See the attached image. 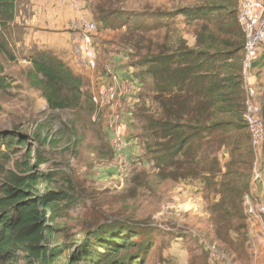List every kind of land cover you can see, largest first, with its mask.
Here are the masks:
<instances>
[{"label": "rangeland", "instance_id": "1", "mask_svg": "<svg viewBox=\"0 0 264 264\" xmlns=\"http://www.w3.org/2000/svg\"><path fill=\"white\" fill-rule=\"evenodd\" d=\"M100 1L109 6L106 0H95L92 8L96 9ZM230 3L233 0L110 2L117 11L139 15L138 21H143L147 14L148 25L152 23V11L175 14L183 9L195 11L202 6ZM174 19L170 31L145 33L143 43L138 34L132 38L124 29H103L94 21L98 26L94 37L97 71L84 77L83 91L89 100L75 109H50L41 92L28 81L33 68L31 59L38 53L30 54L24 44H16L9 38L14 59L0 52V78L7 83L0 90V132L29 136L41 133L56 141L41 147L32 144L36 159H42L40 171L57 175L51 188L70 193L74 199L71 208L58 212L49 223L54 232L52 245L77 243L94 232L124 227L138 233L131 236L132 252L147 249L144 262L148 264H264L259 254L264 245V231L258 224L249 223L243 200L248 194L264 204V198L254 188L260 181L252 182L255 154L251 141L249 144L244 137L245 128L244 135L234 132L223 139L213 136L204 141V144L211 142V149H196L191 156L182 158L181 166L169 167L164 172L153 160L157 141L152 127L154 113L149 106H140V100L136 99L140 93H149L148 87L142 93L141 80L136 76L137 96L119 101V111L131 122L127 140L135 142L130 146V158L125 152L128 165L124 168L112 153L111 110L97 108L91 100L98 84L113 79L114 69L121 68L130 74L138 64V57L152 54L155 43L185 38L195 44L196 28L184 25V16ZM3 33L9 36L6 29ZM259 97L263 110L264 84ZM235 105V110L243 113L239 102ZM242 116L238 120L245 127ZM26 152L18 150L9 162L0 160V180L4 171L18 172L16 163L23 160ZM260 187L264 191L262 183ZM39 191L44 193L45 187ZM194 200L198 202L196 208Z\"/></svg>", "mask_w": 264, "mask_h": 264}, {"label": "trees", "instance_id": "2", "mask_svg": "<svg viewBox=\"0 0 264 264\" xmlns=\"http://www.w3.org/2000/svg\"><path fill=\"white\" fill-rule=\"evenodd\" d=\"M14 2L0 0V52L10 59L14 57L3 31L13 16ZM106 2L109 6L103 1L96 6V22L103 29H124L132 38L138 34L142 43L145 33L170 31L178 16H184L188 27L196 28L195 47H189L184 38L167 39L168 33L167 40L155 43L150 56L138 57L136 68L130 72L134 80L136 76L141 80L142 93L148 87L149 93H140L138 99L140 106H149L154 113L152 127L157 141L153 160L162 171L181 166L182 158L191 156L196 149H211V142L204 141L215 135L223 139L245 128L247 133L242 134L250 144L244 120V36L238 23V0L175 14L151 12L149 25L145 21L147 14L138 21L139 15L117 11L111 0ZM36 53L31 59L33 68L28 81L41 92L52 111L75 109L89 100L83 91V79L62 59L47 52ZM6 87V81L0 78V90ZM236 102L243 113L235 110ZM241 116L245 127L238 120ZM52 143L56 141L41 133L29 136L0 132L1 161L9 162L18 150H27L23 160L16 163L18 172L4 171L0 180V264H148L144 262L147 249L132 252L131 236L138 233L131 228L110 227L77 243H50L54 232L49 223L58 212L71 208L74 200L70 193L51 188L56 174H44L39 169L42 159H36L32 144L41 147ZM112 153L115 155L113 150ZM41 187H45L44 193L39 191Z\"/></svg>", "mask_w": 264, "mask_h": 264}, {"label": "built area", "instance_id": "3", "mask_svg": "<svg viewBox=\"0 0 264 264\" xmlns=\"http://www.w3.org/2000/svg\"><path fill=\"white\" fill-rule=\"evenodd\" d=\"M81 0H62L73 9L79 8ZM238 23L244 36V51L242 70L244 79L251 78L254 64L259 60L260 49L264 44V0H240L238 8ZM78 35L74 40L73 52L78 66L89 73L97 71V52L94 45V37L98 32L97 24L88 18H82L74 24ZM137 86L133 78L121 79L113 77V82L103 80L93 89L91 100L97 108H109L111 116L109 128L111 131V147L122 167H127L128 160L126 150L129 146V125L119 111V101L125 98L136 97ZM258 93L250 85L246 88L244 120L251 136V146L255 154V162L252 171V182L263 180L260 171L259 159L264 148V118L262 107L257 100ZM135 99V98H133ZM138 99V98H136ZM197 207V201H193ZM245 213L249 223L258 224L264 231V204L259 203L250 195L245 198ZM260 257L264 262V245L260 250Z\"/></svg>", "mask_w": 264, "mask_h": 264}, {"label": "crops", "instance_id": "4", "mask_svg": "<svg viewBox=\"0 0 264 264\" xmlns=\"http://www.w3.org/2000/svg\"><path fill=\"white\" fill-rule=\"evenodd\" d=\"M94 1L81 0L79 8L73 9L64 4L62 0H15L13 16L7 21L5 28L9 33V36L7 37L6 35V37L8 41L10 38L16 44H24L26 50L32 55L38 51H42L59 57L76 75L84 80V77L88 78L87 76L91 73L82 70L77 64L73 46L78 31L75 29L74 24L82 18H90L92 20L98 16L96 9L92 8ZM94 12L97 14L95 15ZM18 38L21 42L18 41ZM186 41L189 47H195L196 39L195 44L189 43L188 40ZM113 77H118L121 80L130 79L132 75L128 74L124 69L117 68L114 69ZM107 80L113 82V79ZM242 81L245 95L246 88L252 85L258 93L257 100L259 101L260 89L264 84V44L260 49L259 60L254 64L252 69L251 78L248 80L244 79L242 71ZM126 122L130 126L131 122ZM132 142L134 141L130 142L129 140V148L127 149L129 158L131 157L130 146ZM259 166L263 174V180L254 185V188L259 192L260 197L264 198V191L260 187L261 183L264 186L263 150L261 151Z\"/></svg>", "mask_w": 264, "mask_h": 264}, {"label": "water", "instance_id": "5", "mask_svg": "<svg viewBox=\"0 0 264 264\" xmlns=\"http://www.w3.org/2000/svg\"><path fill=\"white\" fill-rule=\"evenodd\" d=\"M262 114H263V118H264V103H263V113Z\"/></svg>", "mask_w": 264, "mask_h": 264}]
</instances>
